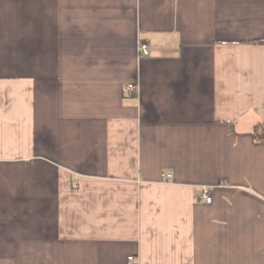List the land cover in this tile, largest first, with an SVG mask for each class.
<instances>
[{"label":"crops","instance_id":"1","mask_svg":"<svg viewBox=\"0 0 264 264\" xmlns=\"http://www.w3.org/2000/svg\"><path fill=\"white\" fill-rule=\"evenodd\" d=\"M260 41L264 0H0V264H264Z\"/></svg>","mask_w":264,"mask_h":264},{"label":"built area","instance_id":"2","mask_svg":"<svg viewBox=\"0 0 264 264\" xmlns=\"http://www.w3.org/2000/svg\"><path fill=\"white\" fill-rule=\"evenodd\" d=\"M139 50H140V53H141L142 56H147L148 55V48H147V46L145 44H142L140 46ZM127 91L129 93H131V94H134V93H136L137 88L133 84H128L127 85ZM163 177H164L165 181L172 180V174H170V173L169 174H164ZM203 198L205 199V201L207 203L211 202V198L208 196V192L207 191L204 192Z\"/></svg>","mask_w":264,"mask_h":264},{"label":"trees","instance_id":"3","mask_svg":"<svg viewBox=\"0 0 264 264\" xmlns=\"http://www.w3.org/2000/svg\"><path fill=\"white\" fill-rule=\"evenodd\" d=\"M258 43H260V44H264V41H260V42H258ZM259 128V127H258ZM256 134V133H255Z\"/></svg>","mask_w":264,"mask_h":264}]
</instances>
